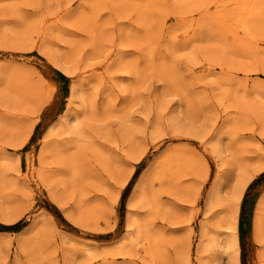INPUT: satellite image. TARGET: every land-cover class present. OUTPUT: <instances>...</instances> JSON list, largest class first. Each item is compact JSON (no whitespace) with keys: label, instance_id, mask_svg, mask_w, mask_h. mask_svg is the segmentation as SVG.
Segmentation results:
<instances>
[{"label":"rangeland","instance_id":"374dc122","mask_svg":"<svg viewBox=\"0 0 264 264\" xmlns=\"http://www.w3.org/2000/svg\"><path fill=\"white\" fill-rule=\"evenodd\" d=\"M263 111L264 0H0V264H198L241 188L264 264Z\"/></svg>","mask_w":264,"mask_h":264},{"label":"bare ground","instance_id":"6f19581e","mask_svg":"<svg viewBox=\"0 0 264 264\" xmlns=\"http://www.w3.org/2000/svg\"><path fill=\"white\" fill-rule=\"evenodd\" d=\"M242 8H244V7H242ZM247 11H250V10L247 9ZM252 12H254V11H252ZM243 13H245V12H243ZM79 131H80V129H79ZM232 153H233V151H232ZM125 182H126V178H123L121 180V183H125ZM241 195H242V188L238 189L234 193L233 198H232L233 200L231 202V206L226 208L227 210H225L224 213H222L223 211L220 213V215L217 218V223H215V220H214V223L210 222V225L215 226L218 229L219 228L222 229L221 230L222 235H217V233L212 234L211 231L209 230V228L206 226L207 223L202 224L201 231H200V239H199V244H198V249H197V262H198V264H221L220 262H213L209 257L206 256V254L209 251H211V249H214L218 252H221L222 254L227 255L229 260H230V264H240L239 248H238V244H237L235 230H236L237 213H238L239 203L241 200ZM217 196L218 195L215 194V192H211L209 199L207 201L206 211H210L209 209H211L210 206L213 204V202H215L216 200L218 201ZM216 197H217V199L215 200ZM135 198H136V196H134V198L132 197V199L130 200V206L135 205V203H136ZM134 222H136V221H134L132 217H128L127 226L133 227ZM135 227H136V225H135ZM137 229H136V231H137ZM139 229H141V227ZM256 232H258L257 234H258L259 238L264 239V229H263V225L261 222L256 224Z\"/></svg>","mask_w":264,"mask_h":264}]
</instances>
